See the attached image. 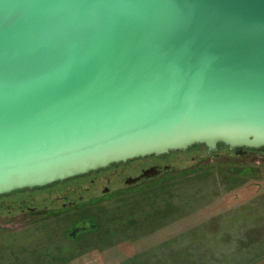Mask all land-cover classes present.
Instances as JSON below:
<instances>
[{"label":"water","instance_id":"obj_1","mask_svg":"<svg viewBox=\"0 0 264 264\" xmlns=\"http://www.w3.org/2000/svg\"><path fill=\"white\" fill-rule=\"evenodd\" d=\"M203 146L264 150V0H0V196Z\"/></svg>","mask_w":264,"mask_h":264},{"label":"rangeland","instance_id":"obj_2","mask_svg":"<svg viewBox=\"0 0 264 264\" xmlns=\"http://www.w3.org/2000/svg\"><path fill=\"white\" fill-rule=\"evenodd\" d=\"M180 153L181 160L202 155L199 147ZM155 162H137L128 172ZM157 182L76 214L0 216V264H255L264 256V162L224 157ZM92 218L98 232L68 238L71 226L89 227Z\"/></svg>","mask_w":264,"mask_h":264},{"label":"flooded vegetation","instance_id":"obj_3","mask_svg":"<svg viewBox=\"0 0 264 264\" xmlns=\"http://www.w3.org/2000/svg\"><path fill=\"white\" fill-rule=\"evenodd\" d=\"M199 148L202 155L193 156L191 159L187 160L180 159L181 153H170L176 155V159H178L177 162H171L170 160L167 162L170 154L162 157H149L134 160L127 164L122 163L120 165H112L111 168L106 170L90 173L87 176L76 177L75 179L65 181V183L55 184L49 188L19 191L18 193L11 195L0 196V212L7 211V217L24 215L32 221H36V215L43 213L45 216L51 218L69 213L76 214L77 210H84L92 207L93 205L86 204L90 200L106 198L107 196L123 189L132 191L136 187L138 188V185H145L146 182H148V184H158L159 182L157 181L159 179H162L163 177L165 178L170 173L181 171V169L186 165H189L190 162L197 163L200 166L204 164V162L216 161L224 157H234L238 159L249 158L257 163L264 162V150L261 152L248 151L246 149H238V151H234L220 146L219 150L215 151L212 156H209L205 146ZM150 161L156 162L155 164L146 166V168L134 173V175L129 174L128 169L132 168L137 162L146 164ZM149 170L159 172L158 176L154 178H143L144 174ZM135 180L137 182H135ZM129 181H134L135 183L129 184ZM38 193H43L42 198L33 196ZM18 195H24L25 198L19 201L10 200L11 196ZM46 214H49L50 216Z\"/></svg>","mask_w":264,"mask_h":264},{"label":"trees","instance_id":"obj_4","mask_svg":"<svg viewBox=\"0 0 264 264\" xmlns=\"http://www.w3.org/2000/svg\"><path fill=\"white\" fill-rule=\"evenodd\" d=\"M199 167V165L197 163H189V165H186L183 169H181V171L179 172H176L175 174H177L176 176H170L167 175L164 180L165 182H170V180H177V179H181L182 177L184 176H188V175H191L194 171H196V169ZM157 185L159 186L160 183L158 184H147V186H149L150 188H156ZM139 186H142V185H138V188L135 189L136 191L139 189ZM144 186V185H143ZM145 185V187L141 188V189H145L147 187ZM131 190H119L117 192H115L116 194H119V195H124L125 193H128L130 192ZM259 194V192H258ZM105 198V197H104ZM101 199L99 200H90L88 203H86L87 205L91 204L93 206H99V204H101ZM2 212V213H1ZM0 212V215H4V216H8V213L7 211H1ZM48 216H50L49 214H46ZM81 222H83L84 220H80ZM89 224V223H88ZM99 231V227H98V222H96V220L94 218L91 219L90 221V226L89 227H80L78 225H73L70 227L69 231H68V238L71 239L72 241L74 242H79V239L86 236V235H90L91 233H96Z\"/></svg>","mask_w":264,"mask_h":264},{"label":"crops","instance_id":"obj_5","mask_svg":"<svg viewBox=\"0 0 264 264\" xmlns=\"http://www.w3.org/2000/svg\"><path fill=\"white\" fill-rule=\"evenodd\" d=\"M255 264H264V256L261 258V260L255 262Z\"/></svg>","mask_w":264,"mask_h":264}]
</instances>
